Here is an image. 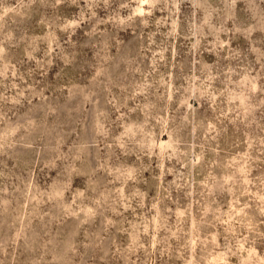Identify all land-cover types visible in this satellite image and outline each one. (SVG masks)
I'll return each instance as SVG.
<instances>
[{
	"label": "clouds",
	"instance_id": "clouds-1",
	"mask_svg": "<svg viewBox=\"0 0 264 264\" xmlns=\"http://www.w3.org/2000/svg\"><path fill=\"white\" fill-rule=\"evenodd\" d=\"M0 264H264V0H0Z\"/></svg>",
	"mask_w": 264,
	"mask_h": 264
}]
</instances>
